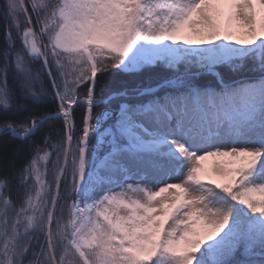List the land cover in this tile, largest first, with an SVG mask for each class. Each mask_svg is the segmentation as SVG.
Listing matches in <instances>:
<instances>
[{
    "label": "snow or ice",
    "instance_id": "1",
    "mask_svg": "<svg viewBox=\"0 0 264 264\" xmlns=\"http://www.w3.org/2000/svg\"><path fill=\"white\" fill-rule=\"evenodd\" d=\"M0 16V264H264V0Z\"/></svg>",
    "mask_w": 264,
    "mask_h": 264
},
{
    "label": "trees",
    "instance_id": "2",
    "mask_svg": "<svg viewBox=\"0 0 264 264\" xmlns=\"http://www.w3.org/2000/svg\"><path fill=\"white\" fill-rule=\"evenodd\" d=\"M2 3H3V0H0V4H2ZM4 30H5V21H4L3 17L0 16V44H2L3 39H4ZM101 79H102V81H107V80L112 79V76L106 75V76L102 77ZM81 91H83V88L81 89ZM55 107H56V105L53 102L51 104L43 106V110L44 111L54 110ZM97 111H99V109H97ZM81 117H82V108H77L76 113H75V119H76V122L78 125L80 123ZM23 118H24V115L16 117V119H23ZM0 119H2V117H0ZM53 127L59 129L61 127L60 122H58V121L49 122V124L45 125V127L41 130V132L36 137L37 142L39 143L40 137L43 136L44 134H46L48 129L53 128ZM20 144H21V142L19 140H13L10 137L0 136V151H5V148H7L8 152L11 153V150L16 148ZM23 156H24V153L22 154L20 159H22ZM8 158H11V157L8 156ZM2 170L0 169V171H2Z\"/></svg>",
    "mask_w": 264,
    "mask_h": 264
},
{
    "label": "bare ground",
    "instance_id": "3",
    "mask_svg": "<svg viewBox=\"0 0 264 264\" xmlns=\"http://www.w3.org/2000/svg\"><path fill=\"white\" fill-rule=\"evenodd\" d=\"M23 152L20 153V156L17 157V159H20V157L22 156ZM7 155L9 157H11V153L8 152ZM4 159H5V152L4 151H0V169H3V163H4ZM222 158H218V157H209L207 160L203 161V166L207 169H214L216 167V165L221 162ZM177 182V181H176Z\"/></svg>",
    "mask_w": 264,
    "mask_h": 264
},
{
    "label": "rangeland",
    "instance_id": "4",
    "mask_svg": "<svg viewBox=\"0 0 264 264\" xmlns=\"http://www.w3.org/2000/svg\"><path fill=\"white\" fill-rule=\"evenodd\" d=\"M5 152V151H4ZM177 180L176 179H173L172 181H170V182H172V183H175Z\"/></svg>",
    "mask_w": 264,
    "mask_h": 264
}]
</instances>
